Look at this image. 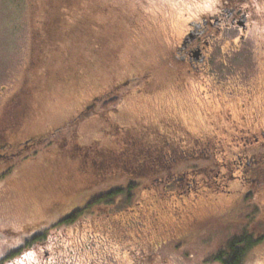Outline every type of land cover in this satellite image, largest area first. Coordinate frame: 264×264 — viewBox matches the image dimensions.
Returning <instances> with one entry per match:
<instances>
[{
    "label": "rangeland",
    "instance_id": "374dc122",
    "mask_svg": "<svg viewBox=\"0 0 264 264\" xmlns=\"http://www.w3.org/2000/svg\"><path fill=\"white\" fill-rule=\"evenodd\" d=\"M59 1L68 3L66 0ZM192 1L77 0L74 3L71 0L77 6L74 14L77 19H84L85 12L94 14L88 24L91 29L84 26L78 28L75 42L62 44L65 51L71 52L66 60H61L62 69L68 67L70 71V75L66 74L67 82L56 85L51 79V83L42 86L35 73L29 71L33 78H26V65L31 56L29 36L32 20L38 18L41 0H0V97L19 90L21 86L27 94L32 85L37 95L34 100L26 95L27 106H23L22 115L37 114L33 123L26 122V135L64 124L102 88H114L121 84L111 95L117 97L116 102L109 103L118 109L116 112L104 111L105 107L99 102L94 110L99 113L92 114L90 118L84 116L78 122L75 150L71 153L65 150L67 153L50 165L41 160L22 162L6 181L0 183V229L15 231L19 225L40 214L41 206L50 207L48 205L53 198L59 199L62 211L67 212L74 204L84 203L81 194L98 197L119 188L122 192L106 199L107 204L122 212L126 220L132 218L136 221L126 227L125 239L132 236L133 240L121 244V264H127V256L140 260L137 243L147 236L140 238L135 234H149V240L154 245L153 256L141 264H222L217 256L227 252L228 242L238 234H248L257 239L245 252L243 264H264V145L255 147L246 144L245 156H249L250 152L256 153L250 156L258 160L249 166L232 163L237 158L236 154L244 163L241 151L243 141L236 137L224 140V134H220L219 143L216 139L209 140L213 143L209 146L213 153L196 154L199 152L196 150L191 154H167L169 167L161 172L154 169L145 178L131 179L126 171L125 176L114 171L105 178L97 175L94 167L91 168L93 159L99 160V164L105 162L103 158H110V162L115 159V165L122 164L116 162L115 155L100 153H107L104 148L110 145L108 142H113L110 137L113 131L117 132L114 127L120 130L119 133L121 129L123 132L140 133L143 127L150 128L167 114L190 131L206 125L203 113L212 101L209 102L206 94L203 95L200 75L183 76L177 73L181 65L170 63L171 44L182 35L185 21L208 11L213 5L210 0ZM188 3L192 5L188 6ZM254 12L260 16L261 25L255 32L257 42L251 53L257 64L256 71L251 68V78H255L251 89V107L261 110L259 123L264 125V72L259 69L262 65L259 57L264 54V1L260 0ZM71 18L73 22L75 18ZM229 54L233 53L224 48L216 51L209 63L211 70L226 76L231 66H248L249 62L252 66L247 53L223 65L221 60ZM237 62L242 65L235 64ZM228 65L230 67L227 68ZM144 74L150 76V81L143 85L142 93L136 92L142 84L138 77ZM126 80L127 83L122 85ZM150 89L154 90L148 91ZM9 116L12 112L8 107L0 109V131L6 128ZM108 120L117 123L112 125ZM116 124L123 128H116ZM158 142L162 143L159 139L150 141L153 146ZM177 144L183 148L187 146L180 140ZM131 155V160L123 159L135 162ZM70 160L73 165H70ZM152 177L168 182L154 185L150 183ZM5 182L6 187L3 186ZM130 182L134 185L128 189L126 186ZM66 183L68 187H64ZM187 187L190 191H183ZM65 190L75 195L67 194ZM126 194L130 196L126 197ZM118 195L123 199L119 204ZM140 200L141 204L137 206L136 202ZM156 200L161 202L155 204ZM135 206L138 208L136 214H140L138 219L133 218L134 211H128ZM65 228L67 244L70 245L79 242L78 238L80 244L88 243V236L96 234L90 235L89 230ZM53 232L54 229H48L44 239L50 241L54 237Z\"/></svg>",
    "mask_w": 264,
    "mask_h": 264
},
{
    "label": "flooded vegetation",
    "instance_id": "af4514ba",
    "mask_svg": "<svg viewBox=\"0 0 264 264\" xmlns=\"http://www.w3.org/2000/svg\"><path fill=\"white\" fill-rule=\"evenodd\" d=\"M210 1L213 5L209 10L207 9L208 11L194 15L185 21L182 35L171 44V51L169 50L170 63L181 65L177 73L187 77L200 75L199 80L204 86L203 95L206 94L209 102L212 101L203 113L206 125L196 131H190L189 128L181 126L172 115L167 114L155 122V125L157 124L155 127L161 135L167 137L168 154L173 153L172 147L175 142L173 140L176 138L184 146L187 145L185 148H178L181 152L191 148L193 151L199 150L200 153H205L213 144L212 140L216 139V143L220 142L218 140L220 134H224L225 138L236 137L243 141L241 151L244 153L245 161L243 163L238 154L233 161L238 165L249 166L258 160L250 156L256 153L250 152L249 156H245L248 148L246 144L255 147L264 145V125L259 123L262 117L261 110L251 107L253 101L251 89L255 79L251 78V68L252 71H256L257 65L251 53L253 54V48L257 42L255 32L261 25L259 24L260 16L255 14L254 9L259 6L260 0ZM191 5L192 3H188V6ZM222 48L228 53H233L227 55L225 60H221L223 65L232 63V59L247 53L252 66L250 62L248 66L242 67L228 65L227 68L231 69L228 68L230 72L226 76L211 70L209 63L213 54L221 51ZM259 59L262 63L259 69L264 72V54ZM235 64L242 65L238 62ZM140 76L138 79L142 84L136 92L142 93L143 85L150 81V76L148 74ZM128 80L123 81L122 85ZM119 86L121 84L114 88H104L105 91L101 92L100 97H91L84 108L64 124L49 127L43 131L28 132V135L25 133L26 122L33 123V118L37 114L22 115L23 106H27L25 102L27 94H24V90L20 88L0 97L1 111L8 107L12 112V116L8 117L6 128L0 131V183L6 181L15 167H19L22 162L41 160L50 165L61 159V155L67 153L65 150L69 153L75 150L78 122L83 120L84 116L90 118L92 114L99 113L94 111L99 102L102 106L106 105L104 111L116 112L117 108L106 103L111 99L112 92ZM108 121L112 125L117 123L113 120ZM116 128L123 127L116 124ZM70 165H73L72 161ZM257 176L261 175L257 174ZM5 183L4 187L7 186V182ZM81 196V201L84 203L74 204L67 212L62 211V202L53 198L52 205H48L50 207L41 206L40 214L31 218L29 222L19 225L15 231L10 228L0 229V264H121V244L124 241L133 240L132 236L125 239L126 227L134 225L136 221L132 218L126 220L122 212L109 207L106 202V199H110L109 197L97 202L94 201L95 195L81 194ZM121 201L123 199L118 195L117 203ZM140 204L141 200L136 202L137 206ZM46 215L48 217H45ZM135 217L140 218V214H135L133 218ZM65 226L72 231L76 228L80 231L89 230L90 235L96 234L88 236V243L80 244L78 238L79 242L70 245L67 244ZM48 229L55 230L54 237L50 241L44 239ZM137 229L140 230L139 227ZM136 235L140 238L147 236V238L137 243L140 260L135 261L134 258L126 255L127 264H141L154 254V245L149 240V234Z\"/></svg>",
    "mask_w": 264,
    "mask_h": 264
},
{
    "label": "trees",
    "instance_id": "16d2710c",
    "mask_svg": "<svg viewBox=\"0 0 264 264\" xmlns=\"http://www.w3.org/2000/svg\"><path fill=\"white\" fill-rule=\"evenodd\" d=\"M68 3L62 4L59 0H41L39 4V15L36 16L38 18H34L32 20V32L29 36L30 38V46H31V56L29 58V64H27L26 70L28 71L26 74V78L31 79L33 78V75H29V71L32 73H35L38 79L39 85H45V83H49L50 80L53 84H64L66 83V74L70 75V71L68 67L64 68V70L61 67V60L65 59L67 55L71 54L70 51H65L62 47V44L66 41H72L75 42L76 40V33L77 29L81 27H86L87 29H91L90 26H88L89 23H91L92 16L94 14L92 12H85L87 15L84 16L85 18L80 20L75 17V12L77 10V6L71 2V0H66ZM74 3H77V0H73ZM57 8H59V11L57 12ZM44 9L43 13L41 11ZM71 17H74L75 19L73 22H71ZM95 29V27H93ZM96 30V29H95ZM68 58V57H67ZM49 64L47 67L44 66V64ZM64 63V62H63ZM39 68V71H38ZM55 69V71H54ZM38 74H37V73ZM48 78V80H43ZM66 81V82H65ZM50 82V83H51ZM27 86V85H23ZM28 87V86H27ZM21 89L24 90V88L21 86ZM104 88H102L100 91H102ZM99 91V92H100ZM98 93H95L92 97H100ZM28 98L31 100L36 99V90L34 89L32 85V89H28L27 92ZM27 96H25L27 100ZM117 100V97H111V99L106 103H115ZM96 101V100H95ZM104 104V103H103ZM105 106V104H104ZM111 121V120H110ZM124 124V123H123ZM135 125V124H133ZM157 125V124H156ZM156 125L149 126L150 128H143L141 132H133V131H122L119 133L120 130H116L117 132H112L111 139L113 142H108L110 145L102 146L105 150H107V153H104L103 151L100 152L102 154H113L115 155L114 158H116V162L120 161L122 164L118 163L115 165V159H112L111 162L109 159H104L105 162H101L99 164L98 162L93 159L92 160V166L94 167L97 175H100V177H107L110 174H112L114 171L118 174L121 173L123 176H125V171L127 174V177L131 179H137V178H145L148 174L149 176L152 174V170H157V172H161V170L166 169L168 166L167 164V149L168 146L166 144V138L165 136L161 135L159 131L156 130ZM125 127V124H124ZM157 131V132H156ZM109 138V136H108ZM153 138V139H152ZM159 139L162 141V143L158 142L156 145H152L153 143H150L151 140ZM128 139V141H120ZM226 138H224L225 140ZM173 147H172V156L178 155V154H191L195 153L196 151H193L191 148H187V150H184L181 152L179 149V145L177 144V141H179L178 138H176ZM74 147H77L75 144ZM179 147V149H178ZM84 151V150H83ZM137 151V152H136ZM135 152V153H134ZM212 150H207L205 153H196V154H208L213 153ZM227 152V151H226ZM225 152V153H226ZM133 154V155H131ZM131 155L132 161L137 162H129L127 159H129V156ZM117 158H120L117 160ZM127 158V159H123ZM135 158H137L139 161H136ZM162 158V159H161ZM131 160V159H129ZM232 162V160H231ZM127 163V167L125 168V165ZM234 163V161L232 162ZM88 164V163H87ZM251 169V168H250ZM148 171H151L148 173ZM151 173V174H150ZM153 179V180H152ZM162 178H155L152 177L150 183L157 185V183H162L160 185H164L165 182H161ZM156 182V183H155ZM134 185V182H130L126 188H130ZM168 186L169 183H167ZM68 187V183L64 187ZM151 186V185H150ZM190 191V189L184 188L183 191ZM114 192L110 191L108 194H100L98 197L95 198L94 201H100V199H105L106 197L111 198L113 195L120 194L122 192V189H115ZM166 191L168 192V187L166 188ZM181 191V192H183ZM67 194L75 195V193H70L68 190H65ZM129 194H126V197H129ZM157 198V196L155 195ZM158 199V198H157ZM158 202H161V200H156L154 203L158 204ZM109 207H111V204H109ZM137 207H130L128 208L129 212H135L137 211ZM136 214V212H135ZM133 214V216L135 215ZM123 215V214H122ZM257 242V239H254L252 236L248 234H238L235 237H233L227 244L226 253H220L217 257L220 258L222 264H243V257L245 252L253 246ZM224 255V256H223Z\"/></svg>",
    "mask_w": 264,
    "mask_h": 264
}]
</instances>
